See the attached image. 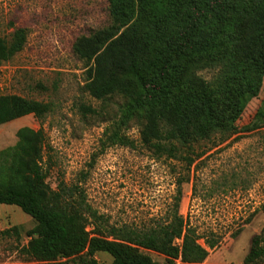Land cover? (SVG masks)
I'll list each match as a JSON object with an SVG mask.
<instances>
[{"label":"trees","instance_id":"1","mask_svg":"<svg viewBox=\"0 0 264 264\" xmlns=\"http://www.w3.org/2000/svg\"><path fill=\"white\" fill-rule=\"evenodd\" d=\"M111 24L73 44L89 65L85 89L96 100L118 97L117 118L108 126L109 145L132 146L121 128L134 123L140 141L158 155L186 165L188 152L222 143L236 134V123L257 97L264 79V0H107ZM24 32L0 39V64L23 46ZM210 71V78L201 72ZM84 112L94 113L90 107ZM50 105L18 95H0V126L27 115L42 119ZM110 131V133H109ZM13 147L0 151V204L12 205L35 226L24 253L54 262L101 252L110 264H202L219 244L203 238L179 214L180 190L172 215L143 231L87 230L98 220L77 186L46 184L41 130L22 127ZM264 212V204L261 206ZM91 225V224H90ZM142 250L163 257L155 261ZM243 264H264V228L255 235Z\"/></svg>","mask_w":264,"mask_h":264},{"label":"rangeland","instance_id":"2","mask_svg":"<svg viewBox=\"0 0 264 264\" xmlns=\"http://www.w3.org/2000/svg\"><path fill=\"white\" fill-rule=\"evenodd\" d=\"M107 0H0V39L17 29L25 41L0 64V95L46 103L42 118L27 115L0 126V151L13 147L22 127L45 136L42 168L46 184L77 186L99 217L94 226L143 231L172 215L180 190L179 214L203 238L219 244L202 264H243L252 238L264 228V79L261 89L225 142L189 151L192 164L158 155L140 141L134 123L121 128L132 146L109 145L107 126L117 118L118 97L96 100L85 89L88 63L73 44L108 27ZM210 78V71L200 73ZM95 112L88 113L82 107ZM110 133V131H109ZM91 224V225H90ZM34 221L19 208L0 204V264H110L106 253L38 262L23 248ZM155 261L163 257L142 250ZM175 264H182L179 259Z\"/></svg>","mask_w":264,"mask_h":264}]
</instances>
